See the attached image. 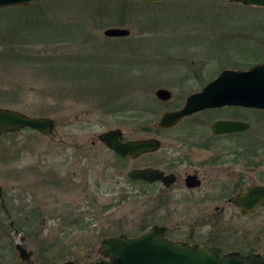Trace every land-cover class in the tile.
Returning a JSON list of instances; mask_svg holds the SVG:
<instances>
[{
	"label": "rangeland",
	"instance_id": "1",
	"mask_svg": "<svg viewBox=\"0 0 264 264\" xmlns=\"http://www.w3.org/2000/svg\"><path fill=\"white\" fill-rule=\"evenodd\" d=\"M108 28L130 34L108 38ZM263 62L264 8L232 0H40L0 10V108L54 121L50 135H0V264H20L19 237L35 263L87 264L103 237L142 233L160 200L127 172L185 151L183 126L156 134L162 112L183 102L184 86ZM157 89L172 93L168 105ZM114 129L124 140L157 138L162 151L120 160L97 140Z\"/></svg>",
	"mask_w": 264,
	"mask_h": 264
},
{
	"label": "flooded vegetation",
	"instance_id": "2",
	"mask_svg": "<svg viewBox=\"0 0 264 264\" xmlns=\"http://www.w3.org/2000/svg\"><path fill=\"white\" fill-rule=\"evenodd\" d=\"M225 69L201 82L203 85L198 90L182 87L183 102L162 113L177 111L184 100L199 93ZM157 101L168 105L172 98L167 102ZM215 122H238L249 127L244 131L217 134L213 128ZM157 123L153 126L156 134L183 126L181 145L185 151L178 159L166 158L168 161L160 167L152 161L155 155L143 167L131 169L157 170L166 178L164 183L159 180L152 183L131 181L149 187L150 201L157 197L160 200V214L152 216L156 221L142 232L158 226L167 241L212 247L221 255H230L233 264H242V257L254 254L264 264V109L219 107L185 117L169 129H159ZM255 123L259 124V130L252 134ZM158 142L159 147L154 153L143 155L160 153L163 142ZM253 145L255 150L250 149ZM211 148L216 149L211 157L200 158L201 152ZM197 153H200L198 157L195 156ZM127 158L138 159L122 157L120 160ZM87 256L90 257L87 264H114L103 254L101 242Z\"/></svg>",
	"mask_w": 264,
	"mask_h": 264
},
{
	"label": "water",
	"instance_id": "3",
	"mask_svg": "<svg viewBox=\"0 0 264 264\" xmlns=\"http://www.w3.org/2000/svg\"><path fill=\"white\" fill-rule=\"evenodd\" d=\"M40 0H0V10L12 7H24ZM143 4L160 3L168 0H127ZM233 3L245 6L264 8V0H232ZM125 28H108L103 35L108 38L128 37ZM155 97L161 102L172 98L171 92L159 89ZM224 106H242L253 109H264V63L255 65L246 71H223L215 80L207 84L199 93L185 100L183 107L177 111L162 113L157 126L169 129L182 119L204 109ZM248 125L238 122H215V133H232L244 131ZM29 129L41 135H50L54 129V121L49 118L29 117L23 113L0 108V135ZM123 133L119 129L109 130L97 136L99 143L121 158L136 159L145 153L156 151L159 142L155 138L123 141ZM131 181L165 182L162 173L152 169H135L127 173ZM264 190V189H263ZM0 187V199L2 196ZM159 227L148 228L137 238L129 239L124 235L107 238L101 242V249L114 264H233L230 255H221L220 251L208 246L187 245L165 240L158 231ZM24 238L16 243L18 259L22 264H35L33 252L23 247ZM43 264V263H37ZM45 264V263H44ZM64 264V263H63ZM72 264V262H65ZM242 264H263L258 255L242 257Z\"/></svg>",
	"mask_w": 264,
	"mask_h": 264
},
{
	"label": "trees",
	"instance_id": "4",
	"mask_svg": "<svg viewBox=\"0 0 264 264\" xmlns=\"http://www.w3.org/2000/svg\"><path fill=\"white\" fill-rule=\"evenodd\" d=\"M4 11V10H3ZM148 123V122H147ZM28 130V129H27ZM20 264H22V263H20Z\"/></svg>",
	"mask_w": 264,
	"mask_h": 264
}]
</instances>
